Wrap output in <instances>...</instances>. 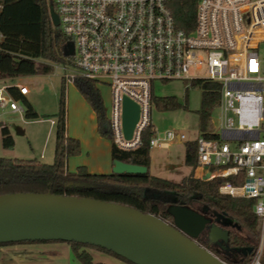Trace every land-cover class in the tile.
<instances>
[{
	"label": "built area",
	"instance_id": "2783aa9c",
	"mask_svg": "<svg viewBox=\"0 0 264 264\" xmlns=\"http://www.w3.org/2000/svg\"><path fill=\"white\" fill-rule=\"evenodd\" d=\"M54 5L61 31L73 42L72 64L77 68L63 76L66 81L80 75L108 85L112 104L107 118L112 141L120 148L142 143L151 123L155 80L218 82L219 122L205 131L211 136L199 132L195 137L197 167L202 179H238H225L219 192L255 198L261 241L248 264H262L264 56L259 46L264 42V0H198L195 26L189 31L175 25L166 0H54ZM9 85L24 95L29 90L27 84L0 79V111L23 117L25 107L8 91ZM124 96L139 106L129 138L122 126ZM177 137L187 139L173 128L163 136L155 131L149 144L161 146Z\"/></svg>",
	"mask_w": 264,
	"mask_h": 264
},
{
	"label": "trees",
	"instance_id": "16d2710c",
	"mask_svg": "<svg viewBox=\"0 0 264 264\" xmlns=\"http://www.w3.org/2000/svg\"><path fill=\"white\" fill-rule=\"evenodd\" d=\"M198 0H166L176 26L186 31L195 26L196 4ZM55 10L54 0H2L0 9V79L17 76L48 73L54 62H72L65 54V45L69 36L65 35L58 24H54L51 12ZM43 59L45 61H39ZM73 82L89 102L96 114L97 129L100 134L112 140L109 120L105 113L99 87L91 78L76 76ZM192 85L201 89L198 108L199 132L208 128L211 110L219 99V84L207 79H193ZM63 95L60 109L55 116V144L53 161L45 162L37 158L0 156V194L15 191H51L57 194L94 197L102 200L122 203L143 212L153 213L166 221H172L169 206L185 205L207 216L221 211L239 225H223L227 230L228 240L212 241L207 234H200L196 240L215 255L229 264H248L257 247L259 220L253 211L255 198L232 196L219 192L218 187L225 179L238 182L233 176H216L202 179L193 175V170L181 181H174L152 174L149 171V139L155 134L150 123L142 133V143L133 149H123L111 144L112 159L143 164L145 172H90L85 165L76 169L67 167V158L80 151L79 140L69 136L66 129V108L64 100L65 80L62 79ZM8 91L21 100L27 118L38 117L27 97L18 87L8 86ZM160 110L175 108L178 103L173 95H152V104ZM211 136L210 133H204ZM1 143L5 147L14 145V138L9 127L0 124ZM196 139L185 142L184 161L192 168L197 166ZM170 219V220H169ZM242 231V232H241ZM208 239V240H207ZM61 240V239H49ZM20 240L0 242L13 243ZM70 243L75 256L83 264H103L94 262L85 247L91 246L111 252L131 262L123 256L104 247L75 240ZM252 246L251 252L243 253L239 247ZM264 264V257L261 259Z\"/></svg>",
	"mask_w": 264,
	"mask_h": 264
},
{
	"label": "water",
	"instance_id": "95a60500",
	"mask_svg": "<svg viewBox=\"0 0 264 264\" xmlns=\"http://www.w3.org/2000/svg\"><path fill=\"white\" fill-rule=\"evenodd\" d=\"M51 18L58 24V15ZM65 54L73 53L67 41ZM139 106L127 96L122 101V126L131 137ZM147 166L113 159V172H145ZM208 175L206 173L205 177ZM204 177V178H205ZM172 221L122 203L51 191L0 194V242L20 240H75L111 250L135 264H229L196 238L205 232L212 241H227L223 225H237L221 211L213 217L185 205L169 206ZM239 249L251 252L252 246Z\"/></svg>",
	"mask_w": 264,
	"mask_h": 264
},
{
	"label": "rangeland",
	"instance_id": "374dc122",
	"mask_svg": "<svg viewBox=\"0 0 264 264\" xmlns=\"http://www.w3.org/2000/svg\"><path fill=\"white\" fill-rule=\"evenodd\" d=\"M259 51L264 56V42L260 43ZM67 56L73 60L72 54ZM38 60L45 61L43 59ZM64 65L66 66L65 68H63ZM64 72L74 73L77 72V68L69 61L54 62L53 69L48 73H37L20 77L19 81L26 83L30 88L26 97L37 111L40 119L35 120L33 118H27L25 115L20 117L16 113L0 111L2 120L0 124L4 123L7 125L14 138V145L12 147H5L1 143L0 136V156L35 157L45 162L53 161L56 125L50 127V118L56 119L53 115L59 111L61 106L60 98L63 95L62 79L64 78ZM97 86L103 99L106 116H109L112 104L110 88L106 84H99ZM153 93L156 96L173 95L178 103L175 108L169 110H160L154 103L152 104L151 124L158 135H162L169 128H173L177 133H184L188 139L194 138L199 133V114L197 110L201 100L200 87L192 85L187 80L182 79L155 80L153 83ZM262 96L264 102V86ZM79 98L91 107L75 83L65 80L64 100L66 124L68 117V122L75 127H77V115L84 109ZM19 102L22 103L21 100ZM218 122V108L215 106L210 112L208 128L211 129V127L217 126ZM262 128L264 129V122ZM262 135L264 137V133ZM150 150L152 156V173L166 176L163 170L165 163L162 161V156L167 153L174 162V166H176V175L172 176L175 179H183L184 176L182 174L186 167L182 160V143L177 144L173 142L168 149L151 147ZM257 228L259 230L258 246L261 241V227L259 224Z\"/></svg>",
	"mask_w": 264,
	"mask_h": 264
},
{
	"label": "crops",
	"instance_id": "0c3cea01",
	"mask_svg": "<svg viewBox=\"0 0 264 264\" xmlns=\"http://www.w3.org/2000/svg\"><path fill=\"white\" fill-rule=\"evenodd\" d=\"M22 76H17L14 78H9L7 81L20 82L19 79ZM29 87V86H28ZM30 91V88L28 92ZM26 96V95H25ZM84 108L82 112L78 113L77 117V127L72 126L68 122L67 117V134L69 136L75 137L79 140L80 151L76 154H72L67 158V167L70 170L76 169L78 165H85L87 170L90 172H111L113 166V159L111 156V144L112 140L106 136L99 133L97 129L96 114L92 107H89L85 101L79 98ZM39 120L40 117L33 118ZM48 120V119H47ZM53 120V121H52ZM4 124V123H3ZM55 125V120L50 118V127ZM165 133V132H164ZM164 133L160 136H163ZM158 134V133H157ZM197 136V135H196ZM195 136V137H196ZM187 138L181 140L178 137L172 140H166L161 146H151L156 149H168L176 142L177 144L182 143V160L185 164V169L183 170V176H187L191 170H193V175L200 177L202 169L200 167L192 168L187 165L184 161L185 155V142L187 140L195 139ZM150 147V149H151ZM149 171L152 173V156L151 150ZM162 161L165 163L163 165V170L165 171V177L174 181H181L175 179L172 175H176V166L171 160L169 155L166 153L162 156ZM154 174V173H152ZM157 175V174H155ZM182 176V177H183ZM183 177V178H184ZM201 178V177H200ZM85 249L91 254L92 260L94 262H100L103 264H132L121 257L99 249L96 247H85ZM0 264H83L73 253L71 245L69 242L64 240H47V241H21L13 243L0 244Z\"/></svg>",
	"mask_w": 264,
	"mask_h": 264
},
{
	"label": "flooded vegetation",
	"instance_id": "af4514ba",
	"mask_svg": "<svg viewBox=\"0 0 264 264\" xmlns=\"http://www.w3.org/2000/svg\"><path fill=\"white\" fill-rule=\"evenodd\" d=\"M202 233H204V232H202ZM202 233H201V234H202Z\"/></svg>",
	"mask_w": 264,
	"mask_h": 264
}]
</instances>
